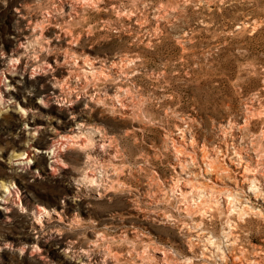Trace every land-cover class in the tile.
Segmentation results:
<instances>
[{
    "label": "rangeland",
    "instance_id": "1",
    "mask_svg": "<svg viewBox=\"0 0 264 264\" xmlns=\"http://www.w3.org/2000/svg\"><path fill=\"white\" fill-rule=\"evenodd\" d=\"M82 254L264 264V0H0V264Z\"/></svg>",
    "mask_w": 264,
    "mask_h": 264
},
{
    "label": "bare ground",
    "instance_id": "2",
    "mask_svg": "<svg viewBox=\"0 0 264 264\" xmlns=\"http://www.w3.org/2000/svg\"><path fill=\"white\" fill-rule=\"evenodd\" d=\"M132 58H133L132 56H128V59H132ZM124 60H125L124 58H120L119 60L113 59V62L112 63H113V65L120 64V65L126 66V62H124ZM128 61H130V60H128ZM102 71H104V70L102 69ZM125 101H127V100H125ZM125 108H126V106H125ZM191 142H195V140L192 139ZM224 144H227V141L226 140L223 142V145ZM223 145L220 144L218 146L220 147V150L219 151H223L224 150V155H225L227 153V151H226V146H223ZM45 149H47V148H45ZM182 149L184 150V148H182ZM36 151H40V150H36ZM45 151L46 152H49L50 154H53L54 156L57 155L56 150H54L53 148H48ZM43 152H44V149H43ZM201 152H202V159H204L203 161H204V164H205L204 171H205L206 174H208L207 180H209V182L208 181L203 182L202 185H199V184H196V183H192V186L190 187V191L189 192H187V191L182 192V195L185 197V200L187 198L191 197L193 199V201H194V202H192V203H194L193 205H190V206H187L186 207L187 208V211L189 213H192L193 211L196 210V208H199L201 206V204L204 202V198H205L204 197L205 195H202L201 192L204 191V190L210 191L213 194H222V195H224L226 197V201L228 203V208L227 209L232 210V204L231 203L233 202V199L235 198V196L233 194L234 192L232 191V189L230 187L223 185V180H222L223 179V176H224L223 173H226V175H227V173L229 171L228 170V167L225 166V164L222 161L218 160L217 157H210V155L207 153L208 150H207V147H206L205 143L203 144V146L201 148ZM236 153H239V152L236 151ZM190 154H192V156H193L192 157V160H196V158H197V152H196V149L195 148H193V150L190 152ZM239 156H241V155H239ZM245 170H246V168H245ZM93 180H95V177H93ZM178 180H180V179L178 178ZM199 182H201V181H199ZM251 187L254 188V189H256L257 191L260 190L258 188L259 185L256 184V178H253L252 179V185H251ZM195 196H198V200H196ZM216 200H217V203H220V201H218L219 200L218 198H216ZM210 209H214V208H212V206H210ZM245 212H246V209H245V207H243L241 209V211L239 212V214L241 215V214H243ZM205 213H206V211H205ZM103 239H105V236H103ZM193 245H194V243L192 242V246ZM164 253H165L164 258H166L167 257V254H166V252H164ZM89 256L90 255L82 254V255L79 256V258L81 257L82 260L88 261L90 264H93V262H91ZM186 260L191 263V261L189 259H186ZM94 264H129V263L120 262V260H119L118 257H114V259L102 258L100 260H96V262Z\"/></svg>",
    "mask_w": 264,
    "mask_h": 264
}]
</instances>
